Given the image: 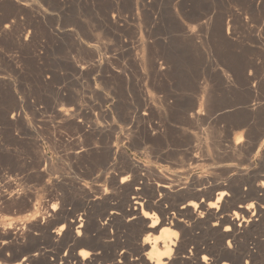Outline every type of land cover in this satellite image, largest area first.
<instances>
[{
	"label": "rangeland",
	"instance_id": "1",
	"mask_svg": "<svg viewBox=\"0 0 264 264\" xmlns=\"http://www.w3.org/2000/svg\"><path fill=\"white\" fill-rule=\"evenodd\" d=\"M205 102L215 107L209 119L186 124ZM253 109L255 133H264V0H0V223L30 229L53 198H83L72 186L110 187L115 168L126 165L122 152L150 165L151 182L175 173L184 183L230 179L231 202L217 217L233 216L248 181H264V148L246 162L225 136L234 115ZM106 142L117 153L104 166ZM185 144L204 171L187 166ZM184 220L188 237L207 236ZM177 229L164 237H180ZM256 233L238 248L225 241L234 250L221 258L264 264V232Z\"/></svg>",
	"mask_w": 264,
	"mask_h": 264
},
{
	"label": "bare ground",
	"instance_id": "2",
	"mask_svg": "<svg viewBox=\"0 0 264 264\" xmlns=\"http://www.w3.org/2000/svg\"><path fill=\"white\" fill-rule=\"evenodd\" d=\"M155 109L157 108L152 104L146 105V110L150 113H153ZM166 110L172 111L174 107L166 106ZM189 110L187 109V111ZM214 110L215 107L212 104H206L205 102L197 109H192L184 120H186V124H202L209 119V115ZM253 112L254 109L251 110L248 116L234 115L229 122L234 132L231 134L232 132L230 133L227 130L225 135L227 137L226 141L229 143L228 147L233 153L238 155L241 153L246 154V162L250 160V156H252L256 146H258L257 155L264 148V133H255ZM148 137H145L143 141L145 142ZM62 141L66 142L67 140L63 139ZM78 141L80 144L81 140ZM103 141L105 142V140ZM103 141L100 140V142ZM188 141L189 138L186 143ZM113 143L115 144V142ZM106 144H108V147H106L104 166L105 162L109 163L108 160L111 156L117 153V150L109 142H106ZM185 145L189 146L190 144ZM188 149L185 152L186 156L184 155L186 158H184V161L187 160V166L191 168L199 166L204 171L207 167L201 163L203 158L199 155L200 153H195L190 146ZM80 152L79 154H81ZM84 154L85 152L82 155L84 156ZM121 154L126 165L125 167L121 165L119 167L118 165L119 168H115V172L110 176L112 179L110 187L72 186V189L82 193L83 198L81 200L66 197L53 198L45 206L46 216L43 215L42 219H35V222L30 225V229L20 224L10 225L8 228L7 224L0 223V264H231L227 257L222 259L223 255H221V258L219 253L222 252L223 254V252L228 251L230 255H225L230 257L233 254V246L225 245V241L228 243L232 242L238 248L242 239L252 237L257 231L264 232V181H259V179L258 181H248L249 187L247 190L244 189L246 193L245 199L243 198L239 202L238 209L234 212V215L218 218L219 210L223 208L224 203L227 202L231 193H233L230 179H225L221 176H215L214 178L206 174L199 176L201 180L199 182L189 181L184 183L178 178L179 175L175 173L174 177L165 175L160 179L156 178V182H151L152 180L150 181L148 178V175L153 171L150 165L130 160L126 152ZM148 157L156 158L153 152H150ZM157 160L162 159L157 158ZM259 170L264 171L263 164L259 167ZM183 177H185V174ZM70 186L68 184L67 187ZM237 190L238 193L240 190L243 192L241 187ZM11 195L12 199L14 197L15 200H19V195H14V193ZM237 196L240 195L238 194ZM28 198L27 200L29 201L30 199ZM5 199L3 200L5 201ZM248 201L252 202L248 203ZM7 202H5L6 205ZM253 203L256 206L253 207ZM14 205L16 207V204ZM153 205L157 207L158 211L152 214L149 213L150 210L148 213L145 212V209H153ZM27 207L29 208V206ZM252 208H254L253 213ZM185 218L193 220L196 229L201 232L206 231L207 236L200 238L198 237L199 235H196L197 231H192L194 233H192L191 237H188L187 227L184 226L185 224L183 225V222L185 223L183 219ZM170 226H175L176 229L180 228L182 235L175 239L164 237L165 231ZM135 227H138L139 230L136 228L138 231L133 232ZM172 231L170 229L169 232ZM158 232L161 233V238L155 236ZM245 251L247 257L252 255L251 249L248 248ZM245 251L243 250L242 252L245 253ZM244 264H256V262L252 260Z\"/></svg>",
	"mask_w": 264,
	"mask_h": 264
}]
</instances>
